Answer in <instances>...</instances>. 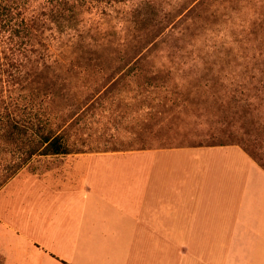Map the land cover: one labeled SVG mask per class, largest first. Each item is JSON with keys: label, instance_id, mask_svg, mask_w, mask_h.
Wrapping results in <instances>:
<instances>
[{"label": "trees", "instance_id": "16d2710c", "mask_svg": "<svg viewBox=\"0 0 264 264\" xmlns=\"http://www.w3.org/2000/svg\"><path fill=\"white\" fill-rule=\"evenodd\" d=\"M216 3L0 0V158L16 159L0 190L34 158L120 151L109 140L80 144L85 120L125 87L136 99L164 87L177 74L165 61L177 65L180 44L208 33ZM135 137L145 150L144 135Z\"/></svg>", "mask_w": 264, "mask_h": 264}, {"label": "crops", "instance_id": "0c3cea01", "mask_svg": "<svg viewBox=\"0 0 264 264\" xmlns=\"http://www.w3.org/2000/svg\"><path fill=\"white\" fill-rule=\"evenodd\" d=\"M142 153L156 155L142 170L36 178V220L14 230L13 264H264V188L242 165L264 170L244 151Z\"/></svg>", "mask_w": 264, "mask_h": 264}, {"label": "rangeland", "instance_id": "374dc122", "mask_svg": "<svg viewBox=\"0 0 264 264\" xmlns=\"http://www.w3.org/2000/svg\"><path fill=\"white\" fill-rule=\"evenodd\" d=\"M216 4L218 16L211 20L208 33L195 43L180 44L182 53L172 59L180 64L165 61L177 74L164 87L151 94L140 93L137 99L135 92L125 87L112 103L105 102L85 120L89 125L82 126L80 144L89 148L109 140L120 151L34 158L0 190V247L8 249L11 264L14 230L36 220L31 216L33 199L44 186L36 178L47 182V177L59 179L71 170H142L150 166L148 158L156 155L143 156L140 145L133 142L140 134L147 139L145 150L239 147L263 169L264 0H217ZM147 103L152 104L151 109L145 107ZM171 109L180 112L181 118L167 112ZM169 128L175 131L169 133ZM248 152L261 158L256 160ZM14 160L0 158V181ZM242 166L250 183L264 188L260 169ZM0 264H5L1 253Z\"/></svg>", "mask_w": 264, "mask_h": 264}]
</instances>
